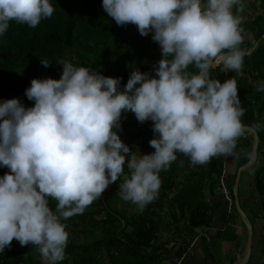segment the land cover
Instances as JSON below:
<instances>
[{
  "label": "clouds",
  "instance_id": "obj_1",
  "mask_svg": "<svg viewBox=\"0 0 264 264\" xmlns=\"http://www.w3.org/2000/svg\"><path fill=\"white\" fill-rule=\"evenodd\" d=\"M102 8L117 26L135 25L143 37L153 33L162 56L157 78L134 70L121 91V78L59 60L58 80L32 79L25 90L33 107L16 98L0 103V166L9 169L0 177V253L15 239L37 246L45 264H58L68 243L61 221L83 214L125 165L130 178L119 195L142 211L177 152L205 165L233 154L243 133L237 81L221 83L209 72L217 64L243 68L249 55L241 47L243 0H102ZM53 12L50 0H0V35L11 21L35 28ZM255 90L264 91V81ZM129 111L139 123L153 122V153H131L114 131Z\"/></svg>",
  "mask_w": 264,
  "mask_h": 264
},
{
  "label": "trees",
  "instance_id": "obj_2",
  "mask_svg": "<svg viewBox=\"0 0 264 264\" xmlns=\"http://www.w3.org/2000/svg\"><path fill=\"white\" fill-rule=\"evenodd\" d=\"M50 3L54 7L52 17L41 20L37 27L11 21L0 35V103L16 98L26 109L33 107L34 101L27 99L25 90L32 79L58 80L63 71L59 60L92 68L105 77L121 78V91L134 70L157 78L155 67L162 56L160 46L152 40L153 33L143 37L135 25L117 26L103 10L102 0ZM245 11L249 13L241 27L247 35L241 47L248 49L249 55L244 58L242 70L225 69L226 75L222 64H217L209 72L212 79L221 83L229 78L237 81L238 98L244 109L241 122L258 134V162L251 186L258 195L264 220V91L255 90L264 81V0H249ZM44 59L51 63L47 68L40 62ZM188 70L197 71L193 66ZM152 127V121L139 123L129 111L122 112L120 129L114 131L131 153L145 155L154 152L149 145L155 138ZM250 146L243 139L236 170L248 160ZM176 156L168 170L159 173L158 193L142 211L119 195L120 184L130 178L125 165L123 174L83 214L62 220L69 235L65 258L58 264H173L172 259L180 257L199 232L210 227L213 206L209 200L215 196L226 163L225 155L213 157L205 165H193L189 157L179 152ZM7 172L9 169L0 166V177ZM231 185L228 184L233 198ZM56 204L49 199L53 212ZM222 235L219 237L224 238ZM82 236L86 241H80ZM260 245V264H264V225ZM206 256L211 264L216 263L212 255ZM37 258L43 261L37 246L22 247L13 239L10 248L0 253V264H35Z\"/></svg>",
  "mask_w": 264,
  "mask_h": 264
},
{
  "label": "crops",
  "instance_id": "obj_3",
  "mask_svg": "<svg viewBox=\"0 0 264 264\" xmlns=\"http://www.w3.org/2000/svg\"><path fill=\"white\" fill-rule=\"evenodd\" d=\"M222 71L225 72L226 75L228 74L225 69ZM244 134L245 133H242L240 139H242V141L243 139L246 140L251 145L252 137L247 133L248 138H245ZM240 139L237 140V146L234 153L231 155H225L226 183L228 184H233L235 178V176L233 178V175L236 173L237 162L239 160V150L242 143ZM252 168L253 171L249 175L248 170L241 173L238 194L240 187L243 191L246 190L245 187H250L252 184L253 173L255 170L254 167ZM243 183L244 187L242 186ZM228 184L227 187L230 189ZM248 198H250L248 195L242 197L243 200L240 198L241 207L250 218V222L254 229L250 257L245 264H260L263 261L260 239L262 237L264 220L261 218V213H259L260 205L257 198L255 200H252V197L250 199ZM209 202L213 206L212 222L210 227L206 228L207 236L205 237V241H201V239L196 240L192 247L191 254L183 259L182 264H211L206 253L215 258V264H235L245 258L247 233L241 219L232 215L233 198L229 205L221 194L215 192V196L211 198ZM221 233L224 234L222 235L224 238L219 237V234Z\"/></svg>",
  "mask_w": 264,
  "mask_h": 264
},
{
  "label": "water",
  "instance_id": "obj_4",
  "mask_svg": "<svg viewBox=\"0 0 264 264\" xmlns=\"http://www.w3.org/2000/svg\"><path fill=\"white\" fill-rule=\"evenodd\" d=\"M243 133H248L252 137L250 155L248 160L237 168L235 173V178L231 186V191L233 195L232 204L246 229L247 238L245 243V258L242 261L235 264H245L246 261H248L251 253L253 234H254V229L250 222V218L241 207L238 190H239V181H240L241 173L254 167V165L258 162L257 153H258L259 138L257 132L250 126H244ZM250 193H253L251 185H250Z\"/></svg>",
  "mask_w": 264,
  "mask_h": 264
},
{
  "label": "built area",
  "instance_id": "obj_5",
  "mask_svg": "<svg viewBox=\"0 0 264 264\" xmlns=\"http://www.w3.org/2000/svg\"><path fill=\"white\" fill-rule=\"evenodd\" d=\"M226 172L225 170L221 173V175L218 178V185L216 189V193L221 194L223 198L227 201V203L230 205L232 202L231 194H230V189L226 185ZM207 236V230L202 229L197 238L194 239L190 247L180 256L172 259L173 264H182V261L185 257L191 254L192 247L196 240L200 238H205Z\"/></svg>",
  "mask_w": 264,
  "mask_h": 264
},
{
  "label": "rangeland",
  "instance_id": "obj_6",
  "mask_svg": "<svg viewBox=\"0 0 264 264\" xmlns=\"http://www.w3.org/2000/svg\"><path fill=\"white\" fill-rule=\"evenodd\" d=\"M244 1H245L244 5H245V4L247 5V3H248L249 0H244ZM248 13H249L248 11H245V12L242 13V15H243V16H247ZM244 136H245V138H248V134H247V133H245ZM240 137H242V136H240ZM240 137H239V138H240ZM250 137H251V136H250ZM139 155H140L141 157L143 156L142 154H137V156H139ZM254 168H255V166H254ZM252 169H253V168L248 169V175L253 171ZM242 186L244 187V183H243ZM245 188H246V190H243V191H242V190H241V187H240L239 197L241 196V197H240L241 200H243L242 197H245V196H247V195H248V197H250V198L252 197V198H251L252 200H255L256 198L258 199V195H257V194L250 193V190H249L250 187H245ZM247 188H248V189H247ZM250 195H251V196H250ZM250 198H248V199H250ZM259 213H260V212H259ZM232 214H233V216L239 218L237 212L235 211V208L232 209ZM68 235H69V232H68ZM90 240H91V239H90ZM80 241H82V242H83V241H86L85 237L82 236V237L80 238ZM35 264H45V262H44V261H40V260L37 258V259L35 260ZM165 264H172V263H171L170 261H169V262L167 261Z\"/></svg>",
  "mask_w": 264,
  "mask_h": 264
}]
</instances>
